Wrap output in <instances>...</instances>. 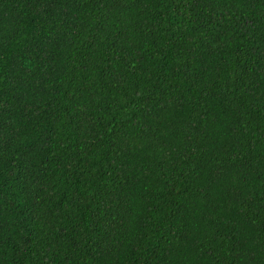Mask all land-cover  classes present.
<instances>
[{
    "label": "trees",
    "instance_id": "trees-1",
    "mask_svg": "<svg viewBox=\"0 0 264 264\" xmlns=\"http://www.w3.org/2000/svg\"><path fill=\"white\" fill-rule=\"evenodd\" d=\"M0 264H264V0H0Z\"/></svg>",
    "mask_w": 264,
    "mask_h": 264
}]
</instances>
